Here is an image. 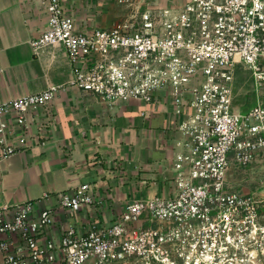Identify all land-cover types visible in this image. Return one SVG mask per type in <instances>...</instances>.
Segmentation results:
<instances>
[{"label":"built area","instance_id":"2783aa9c","mask_svg":"<svg viewBox=\"0 0 264 264\" xmlns=\"http://www.w3.org/2000/svg\"><path fill=\"white\" fill-rule=\"evenodd\" d=\"M118 1L130 14L81 31L63 0H43L47 25L30 44L35 52L62 45L71 83L109 104L150 103L168 89L175 113L192 109L176 125L184 138L166 181L171 192L131 200L110 224L68 225L58 244L44 234L54 208L2 205L0 264H264V199L230 184L236 169L264 162V101L233 108L236 63L264 85V0ZM57 89L0 102V159L16 150L7 117L25 128L27 112ZM94 201L91 184L81 183L59 192L56 206L77 211Z\"/></svg>","mask_w":264,"mask_h":264},{"label":"crops","instance_id":"0c3cea01","mask_svg":"<svg viewBox=\"0 0 264 264\" xmlns=\"http://www.w3.org/2000/svg\"><path fill=\"white\" fill-rule=\"evenodd\" d=\"M63 6L78 30L99 27L93 1L63 0ZM46 25L43 0H0V102L58 86L51 101L27 112L25 128L7 117V137L16 150L0 159V206L11 212L31 200L35 211L54 208V222L44 234L58 244L68 225L84 232L90 222L117 220L133 199L170 194L166 181L184 138L176 125L192 109L184 105L175 113L168 89L156 91L150 103L115 104L81 90L71 83L62 45L32 49L30 40ZM81 183L91 184L95 201L77 211L58 208V193Z\"/></svg>","mask_w":264,"mask_h":264},{"label":"rangeland","instance_id":"374dc122","mask_svg":"<svg viewBox=\"0 0 264 264\" xmlns=\"http://www.w3.org/2000/svg\"><path fill=\"white\" fill-rule=\"evenodd\" d=\"M96 4L97 24L104 28L110 19L130 14L128 6L118 0H90ZM185 0H163L166 5L179 6ZM264 63V59L259 60ZM234 71V104L241 112L259 101H264V85H257L251 70L244 63H236ZM231 188L234 191L248 192L257 198L264 199V162H253L246 167L235 170L230 176ZM259 211H264V203H260ZM152 226V224L149 223ZM154 225V224H153Z\"/></svg>","mask_w":264,"mask_h":264}]
</instances>
